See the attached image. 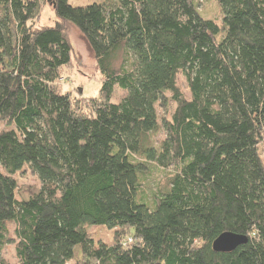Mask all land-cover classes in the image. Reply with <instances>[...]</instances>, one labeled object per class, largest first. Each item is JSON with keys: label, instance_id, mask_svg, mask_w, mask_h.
<instances>
[{"label": "trees", "instance_id": "16d2710c", "mask_svg": "<svg viewBox=\"0 0 264 264\" xmlns=\"http://www.w3.org/2000/svg\"><path fill=\"white\" fill-rule=\"evenodd\" d=\"M41 1L0 0V264H264V0H215L219 19L198 0H48L57 21L37 25ZM67 26L101 74L89 112L57 86ZM152 162L166 181L147 195ZM225 231L247 241L216 252Z\"/></svg>", "mask_w": 264, "mask_h": 264}, {"label": "rangeland", "instance_id": "374dc122", "mask_svg": "<svg viewBox=\"0 0 264 264\" xmlns=\"http://www.w3.org/2000/svg\"><path fill=\"white\" fill-rule=\"evenodd\" d=\"M99 0H68L72 5H85ZM199 10L207 17L219 19V4L215 0H198ZM37 20V25H54L57 21L51 4L48 0L40 2V11ZM67 39L71 46V61L61 69V77L57 81V86L61 91L67 92L75 100L77 104L85 112L91 111L89 108V100L98 98L99 87L101 84V74L94 54L89 47L84 36L73 26L66 27ZM177 84L184 97H189V90L185 78L179 74L177 76ZM124 95V91L118 87L114 88L112 100L118 101ZM167 101L165 105H159L157 108L159 123L161 126L162 119H169L175 108V102L170 100V94L166 93ZM149 143L153 142L158 145L164 137V131L158 127L155 131L149 134ZM260 156L264 165V153L260 148ZM151 172L146 177L145 192L149 195L154 192L158 186L164 185L166 181V172L155 163H150ZM18 183V197L30 194L39 186V181L29 171H24L22 174L16 175ZM90 233L96 240H101L105 243L112 241V230L106 228H98L99 226H91ZM12 226H10V234L12 235ZM1 256L7 263L16 261L14 243L7 244L1 251Z\"/></svg>", "mask_w": 264, "mask_h": 264}, {"label": "water", "instance_id": "95a60500", "mask_svg": "<svg viewBox=\"0 0 264 264\" xmlns=\"http://www.w3.org/2000/svg\"><path fill=\"white\" fill-rule=\"evenodd\" d=\"M246 241L245 235L225 231L213 240L212 249L216 252H230Z\"/></svg>", "mask_w": 264, "mask_h": 264}]
</instances>
